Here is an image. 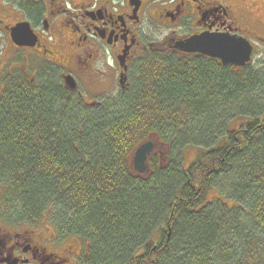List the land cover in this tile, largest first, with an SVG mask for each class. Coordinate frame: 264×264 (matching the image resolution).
<instances>
[{"label": "trees", "instance_id": "1", "mask_svg": "<svg viewBox=\"0 0 264 264\" xmlns=\"http://www.w3.org/2000/svg\"><path fill=\"white\" fill-rule=\"evenodd\" d=\"M263 112L264 70L251 65L146 59L96 110L48 71L0 94V208L79 239L80 264H264ZM151 137L166 163L152 156L136 175L133 152ZM187 146L201 153L185 168ZM212 189L224 199L206 202Z\"/></svg>", "mask_w": 264, "mask_h": 264}, {"label": "flooded vegetation", "instance_id": "2", "mask_svg": "<svg viewBox=\"0 0 264 264\" xmlns=\"http://www.w3.org/2000/svg\"><path fill=\"white\" fill-rule=\"evenodd\" d=\"M254 5L264 0H0V94L17 83L36 87L49 71L66 99L96 110L120 101L146 59L201 58L233 69L177 46L201 35L239 37L254 54L264 45V15L258 18ZM24 23L32 39L17 44L12 30ZM38 225L0 212V264H80L79 239Z\"/></svg>", "mask_w": 264, "mask_h": 264}, {"label": "water", "instance_id": "3", "mask_svg": "<svg viewBox=\"0 0 264 264\" xmlns=\"http://www.w3.org/2000/svg\"><path fill=\"white\" fill-rule=\"evenodd\" d=\"M30 33L29 25L26 23L20 24L12 30L13 39L17 44H30L29 41L32 39ZM177 47L186 53L213 57L220 60L224 66L234 67H243L249 63L253 51L252 46L245 39L219 35L192 37ZM65 85L70 90L74 87L72 80L68 78ZM153 149V143L148 141L135 150L133 163L136 172L144 173L146 171V161Z\"/></svg>", "mask_w": 264, "mask_h": 264}, {"label": "rangeland", "instance_id": "4", "mask_svg": "<svg viewBox=\"0 0 264 264\" xmlns=\"http://www.w3.org/2000/svg\"><path fill=\"white\" fill-rule=\"evenodd\" d=\"M256 4H259L260 5L259 2H256ZM250 5H252V4H250ZM252 9L254 10V13L255 12H258V15H257L258 18H260V19L263 18V15H264V6L263 5H261L260 7L257 6V5H254L252 7ZM144 30H145V32L150 33L149 25L148 24L147 25L144 24ZM256 48H257L256 49V52L252 56V62H251L250 65L254 69L264 70V45H260V46L259 45H256ZM261 118L264 119V112L262 113ZM240 121L238 123L234 122L231 125V127H232L231 129L236 130L238 128V126H239ZM150 139L154 143V146H155V149H154V151L152 153V156H158V155H160V162H159V164L160 165H164L166 163L165 155L168 154V150L166 149L165 146L159 144L158 141H157V139L155 137H151V138H149V140ZM199 153H201V151H200V148H198V147H193V146H187V147H185L183 149V151H182L183 166L185 168H187L188 166H190L195 161V158L197 157V155ZM1 193H2V189H0V196H2ZM218 199H220V200L221 199H224V195H220L218 193V191L217 190H214V189H212L210 192H208L206 194V197H205V201L206 202H212V201L218 200ZM0 202H1V198H0ZM228 202H230V201H228ZM1 206L2 205L0 203V207ZM40 222H41V224H46L47 223V218L46 217H43ZM37 226H39V225H37ZM40 227L43 228V226H40ZM48 231H52L51 227L48 228Z\"/></svg>", "mask_w": 264, "mask_h": 264}]
</instances>
